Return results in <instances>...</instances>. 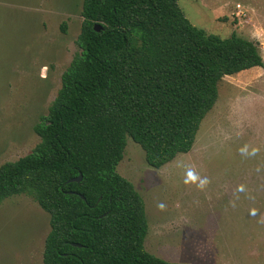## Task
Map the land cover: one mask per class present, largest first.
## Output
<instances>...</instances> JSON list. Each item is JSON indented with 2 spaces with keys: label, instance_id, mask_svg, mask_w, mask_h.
<instances>
[{
  "label": "trees",
  "instance_id": "16d2710c",
  "mask_svg": "<svg viewBox=\"0 0 264 264\" xmlns=\"http://www.w3.org/2000/svg\"><path fill=\"white\" fill-rule=\"evenodd\" d=\"M80 14V51L39 142L0 165V202L27 194L48 213L43 264H189L145 249L144 200L116 166L128 137L155 168L190 151L222 78L264 65L259 44L207 33L177 0H82Z\"/></svg>",
  "mask_w": 264,
  "mask_h": 264
},
{
  "label": "rangeland",
  "instance_id": "374dc122",
  "mask_svg": "<svg viewBox=\"0 0 264 264\" xmlns=\"http://www.w3.org/2000/svg\"><path fill=\"white\" fill-rule=\"evenodd\" d=\"M207 33L264 56V0H177ZM82 0H0V165L39 142L33 125L75 53ZM64 25V30L62 29ZM145 204V249L189 264H264V66L226 75L193 147L159 168L127 138L116 166ZM49 215L27 194L0 202V264H43Z\"/></svg>",
  "mask_w": 264,
  "mask_h": 264
},
{
  "label": "water",
  "instance_id": "95a60500",
  "mask_svg": "<svg viewBox=\"0 0 264 264\" xmlns=\"http://www.w3.org/2000/svg\"><path fill=\"white\" fill-rule=\"evenodd\" d=\"M99 25H95V28L96 29H99ZM81 178H82V174L81 173H79L77 176H75V177H72V178H70L69 180H68V182H71V181H76V182H79L80 180H81ZM70 193H73L72 191H69ZM79 196L81 197V198H83L84 199V196L82 195V194H79ZM74 246H81L80 244H78V243H72Z\"/></svg>",
  "mask_w": 264,
  "mask_h": 264
},
{
  "label": "crops",
  "instance_id": "0c3cea01",
  "mask_svg": "<svg viewBox=\"0 0 264 264\" xmlns=\"http://www.w3.org/2000/svg\"><path fill=\"white\" fill-rule=\"evenodd\" d=\"M263 60H264V56H262ZM264 66V65H263ZM263 66H258V67H263Z\"/></svg>",
  "mask_w": 264,
  "mask_h": 264
}]
</instances>
